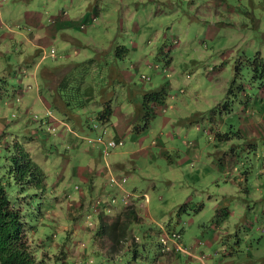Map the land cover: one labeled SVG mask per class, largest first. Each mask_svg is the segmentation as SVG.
Returning a JSON list of instances; mask_svg holds the SVG:
<instances>
[{
  "label": "rangeland",
  "instance_id": "1",
  "mask_svg": "<svg viewBox=\"0 0 264 264\" xmlns=\"http://www.w3.org/2000/svg\"><path fill=\"white\" fill-rule=\"evenodd\" d=\"M122 1L128 3V7H123ZM172 1L174 4L169 5L164 0H105L104 13L95 23L97 28L91 27L93 31L98 30L99 35L96 39L92 37L91 47L105 44L110 46L106 50L110 49V56L124 54L107 64L119 63L125 67L129 62L135 64L130 68L133 69L126 86L114 85L113 101L118 93L127 92L129 88H132L130 92L137 89L136 93L161 85L166 88L160 105L165 109L143 112L140 119L133 120L123 144L104 155L107 159L111 151L117 149L136 151L122 154L130 170L123 186L149 196L144 206H136L141 217L129 222L128 234L120 241H114L117 230L113 228L98 231L99 223L112 222L116 218L112 211L100 216L92 212L91 202L99 192L91 194L89 191L83 198L81 195L87 192L86 183L70 173L59 180L63 158L55 150L60 149V139L46 132L47 122L39 126L29 118L31 114H23L22 104L15 100L13 93L17 89L18 75L14 65L20 50L14 48L13 41L0 44V90H3L0 92V115L9 122L5 134L0 136V176L7 178L4 163L8 152L4 144L12 138L19 143L30 140L31 134L36 136L30 131L37 126L45 151L50 158L58 155L59 165L47 164L50 168L46 170L44 189L38 191L36 198L32 197V208L28 212L30 223L37 233L43 230L51 237L49 241L44 237L46 239L41 242L44 247L49 248L51 241L55 247L65 241V257L75 264H159V225L179 231L181 241L189 248L194 240L206 239L214 231L210 225L215 222L216 229L225 233L223 241L229 238L227 241L232 245L238 241L237 251L243 257L253 235L264 240V205L259 204L264 196V110L257 106L264 100V0ZM64 4L67 2L63 0H7L0 6L3 23L0 33L9 27H22L20 18L25 10L49 15ZM157 8L162 11L156 12ZM130 11L134 13L131 18L128 17ZM210 25L215 30L213 38L206 37ZM85 31L86 28L81 29V35ZM175 37L179 42H173ZM76 46L78 54L72 57L82 61L88 47ZM58 55L57 52L56 57ZM51 59L46 58L44 64L60 61ZM81 61L77 65L78 73H92L99 79L98 73H93L87 63ZM39 76L43 77L42 72ZM99 88V85L94 88L97 100H100ZM6 98L13 104L4 102ZM119 99H123L122 94ZM243 113L259 121L256 125L259 136L253 137L242 128L240 117ZM163 117L169 118L165 126ZM105 127L104 137H113L111 127L108 124ZM140 138L142 140L138 141ZM78 141L81 150L93 146L102 156L99 142L91 145L84 139ZM185 155L188 160H184ZM68 158V165L85 163V160L73 158L71 149ZM180 158L183 161L178 164ZM239 175L245 179L235 180ZM239 183L249 189V197L247 194L243 197L248 206L258 212L259 218L252 221V228L237 214L238 205L243 201L238 196ZM6 188L10 197H15L19 190L13 181L7 183ZM115 195L116 204H121L120 193ZM254 198H258L256 202ZM217 202L222 209L228 208L231 212L217 214L213 209ZM202 247L204 255H212L211 262L221 257V241L211 247ZM251 249L263 255L264 242ZM173 252L177 254V262L188 264L187 255Z\"/></svg>",
  "mask_w": 264,
  "mask_h": 264
},
{
  "label": "crops",
  "instance_id": "2",
  "mask_svg": "<svg viewBox=\"0 0 264 264\" xmlns=\"http://www.w3.org/2000/svg\"><path fill=\"white\" fill-rule=\"evenodd\" d=\"M6 1L7 0L2 2L0 6H3ZM63 1H66L67 4H64L56 12L49 15H43L41 12L35 10H25L22 17L20 18V24H22V27L16 29L9 27L6 32L0 33V44L6 43L7 41H13L14 48L20 50L16 55V64L14 65V68L17 67L15 71H18V75L16 79L17 89L14 90L13 93L15 95V100L22 104L21 108L23 114L29 116L28 111L32 112L33 108V112H36L40 116H46V120H50L49 118H47V112L50 111L52 115L63 122L60 123V125L58 124L59 128L55 129V132L52 133V136H54L56 139H60V149L56 148L55 150V153H61L60 157L63 158L60 165L58 155L55 156L54 154H51L54 155V157L50 158L49 153L45 151L44 145L39 140L36 126V128L33 126L30 131V134L35 132L36 136L33 137L32 135L34 134H31L30 140L26 139V141L21 145L26 151H28L31 158L36 161L45 172L46 170H49L50 166L54 167L56 165H59V168L61 170L58 174L60 175L59 180L64 179V177L70 173L76 176L78 180L86 183L87 192L85 193L86 195H81L83 196V198L88 195L89 191L91 194L96 191L99 192L98 194L113 193V195H115L117 192H119V190L109 186L107 182V168L109 167L113 171V173L117 175H126L127 181L130 175V170L127 168V159L122 157V154L128 152L130 154H134L136 151H134L133 149H117L111 151L112 153H110V156L106 159L105 156L100 155V152L98 155L96 149H94L93 146H88L81 150L79 147L80 141L78 140L83 141L82 137L85 135L95 136L100 131H105L106 124L111 127L113 132V134L111 135L113 137L122 136V138L124 139L125 134H130L129 129L132 125L133 120L140 119V116H143L144 109L142 108V95L144 91L154 88L144 89L139 93H136V91L138 90L135 88H133V92H130L132 88H129V91L127 90V92L121 91L120 93H118L116 100L113 101V99L111 98L115 93V90L113 89L114 85L120 84L119 87L126 86V82L130 81V76L132 73L131 70L133 69L132 68L130 70V68L135 64L129 62L130 64L128 63L127 67H125V65L123 64L119 65V63L107 64L112 58H119L118 55L117 57H114V54H112L113 57L110 56V49L109 51H106L110 46L107 47L104 44L102 46L91 47V41L93 40V38L95 37L96 39L99 37V35H97L98 30H93L97 28L95 26L97 19H99L104 13L102 5L105 4V0ZM138 1L140 2L141 0ZM156 1L162 2V0ZM164 1L168 2L169 5L174 4L172 0ZM122 5L123 7L124 5L128 7V3H125V1H122ZM223 5H225V3H223ZM158 11L162 10H159L157 8L156 12ZM132 15H134V13L130 11L128 17L130 16L131 18ZM53 16L55 19L52 21L50 18ZM121 19L122 18H120V22ZM85 23L87 24V27H85ZM224 23L227 24L228 22L224 21ZM0 24H3L2 21H0ZM81 24L83 25V27H81ZM134 25H136V23H134ZM91 27H94L93 30L91 29ZM84 28H86L87 32L85 31L86 33L81 35L80 31L81 29L84 30ZM214 36L215 30H213V25H210L207 28L206 37L213 38ZM77 44L85 45V48L88 47V50H86L84 55L85 58L82 61L86 62L87 66H91V70H93V73L94 71H100L98 75L99 79H96L100 87L98 91L100 101H98L93 95L91 101H98V107H96L97 105L95 106V104H88L84 107H76L75 101L74 104L70 105L72 110L68 111L65 108L66 106H64V98L66 99V96L63 98L62 94L64 93V91L62 90V88L65 86L64 82L66 81L67 75L71 74L70 76L71 78H73L75 77L74 75L77 74L75 72H78L77 65L81 60L77 59L76 57H72V54L74 56V53H76V55L78 54V49H76ZM51 47L56 48V51L60 55L53 58L46 54V51ZM103 56H105L106 58H104ZM48 57L49 59L52 58L51 60L60 61L51 64L46 62L45 65L44 60ZM90 60H92L91 63H88L87 61ZM101 63H104L106 65L101 66ZM96 65L99 66L96 68ZM21 68H26L27 73L22 74L23 69ZM134 69H136V67ZM40 72H42L43 77L39 76ZM92 76L93 75H90V77ZM107 77L109 78L106 79ZM70 81L72 80L70 79ZM26 82L29 83L30 86L23 89V86H25L24 84ZM0 92H3V90H0ZM131 93H133V95ZM119 94L123 95V99H119ZM106 100H108L111 104L112 113L108 121L102 122L96 118V113ZM4 102L11 105L13 104V101L9 102L7 98L6 100H4ZM161 103L162 102H159L153 105L152 113L159 112V110L161 109H165L164 106H160ZM257 106L263 111L264 100H262ZM244 109L246 108L243 107V110ZM239 110L242 109L240 108ZM63 113L67 114L64 115ZM2 117L3 116L0 115V130L2 129L3 125L6 126V124L9 123L2 119ZM164 118L165 117H163L162 119L163 126H165L169 121V118ZM240 119L242 122V128H244L247 133H249V135L253 137L259 136V132L256 129V125L258 126L259 123L257 119L249 118V116L244 115V113L240 117ZM75 133H78V135H74ZM142 138H140L138 141H141ZM90 144L92 145L93 143ZM70 149L72 151L73 158H75L77 161L85 160V163L79 165H68V154L70 152ZM188 158V155H185L184 160H188ZM182 161L183 158H180L177 160V163H182ZM47 164L50 166H48ZM243 178L245 179V177L239 175L235 180L239 181ZM235 183H237V181ZM239 186L240 189L238 190V193L240 194L238 196L243 201L240 203L241 205H238L239 211L237 214L238 217L243 218L244 224L249 223V227L252 228V221H254V219L258 220L259 218L258 212L254 211L255 209L251 206H248L245 197H243L244 194H247V196L249 197V189L246 186L244 187L240 183ZM125 188L130 189L129 187ZM244 188L245 192L243 191ZM257 199L258 198H254L255 202ZM134 202V205L138 207H142L145 204L142 199L135 200ZM120 203L121 204H117L112 211L113 218L114 216L117 217L116 214H118L124 207V204L122 202ZM259 204L264 205V196L261 197V201L259 202ZM220 206V202H217L213 205V209L217 212V214L222 215L231 212L228 208L225 209L223 207L222 209ZM137 217H141L139 215V211L137 213ZM113 218L111 219V221L113 220ZM210 229H213L214 231L209 234L206 239H199L198 241L194 240L193 244L190 245L191 247H189L193 251L196 250L195 252L197 254L203 255V259L190 257L187 255V257H185L188 261V264H191L192 261L194 264H264V253L263 255H259L256 250L251 249L253 246L255 248H258L260 242H264V240L258 239L253 235L252 238H250L252 240L249 241L250 247L248 248L246 255L243 257L237 251L238 236L236 238L237 242L232 245L229 241H227L229 240V238L226 240L227 242L225 240L223 241L225 233H223L219 229H216L215 222H212V224L210 225ZM218 241H221L222 243V247L219 248L221 257L217 258L216 261L211 262L210 259L212 255H204L205 251L201 248H203L202 246L211 247L215 244V242ZM182 243L186 244L183 241ZM205 256L210 263L207 261V259H205ZM176 258L177 254H175V252L173 251H160V256L157 259V262L159 264H180L176 261Z\"/></svg>",
  "mask_w": 264,
  "mask_h": 264
},
{
  "label": "trees",
  "instance_id": "3",
  "mask_svg": "<svg viewBox=\"0 0 264 264\" xmlns=\"http://www.w3.org/2000/svg\"><path fill=\"white\" fill-rule=\"evenodd\" d=\"M117 55L123 56V54ZM91 61L87 62L91 63ZM88 67L91 69V66L88 65ZM75 73L77 74L73 78H71V74L67 75L64 82L65 86L62 88L64 91L63 98L66 96L64 106L68 111L72 110L70 105L74 104L75 101L76 107L98 104L100 101H91L94 88L98 86L94 74L91 73L90 75L93 76L90 77V75ZM94 73L96 74L95 71ZM97 73L98 76L100 71ZM164 94H166L164 85L144 91L142 96L144 112L150 113L151 110L152 113L153 105L163 102ZM111 113V104L106 100L97 110L96 118L106 122ZM28 114H31L29 118L36 121L39 126L40 123L43 124V121L46 122V116L38 115L36 118L32 112L28 111ZM6 126L3 125L0 136L5 134ZM76 134L78 135V133L74 135ZM21 144L16 138H12L10 142L4 144L8 153L4 163V174L7 175V178L2 179L0 176V264H75L69 257H65L66 249L63 246L65 241L58 243V247L53 246L52 241L49 242V248L44 247L41 244L46 239L44 237H47V241L51 237L45 235L43 230L37 233L36 227L34 229L30 223L31 218H29L28 212L32 208V197L36 198L35 195L38 194V191H43L46 172L31 158ZM12 181L19 187L15 197H10L6 188L7 183H12ZM137 213L138 209L135 205H126L114 221L99 223L98 231L102 232L104 231L103 228L107 227L113 228L117 230L114 241H120L125 234H128L129 222L136 219ZM98 215L100 216V214ZM104 224L107 226L104 227Z\"/></svg>",
  "mask_w": 264,
  "mask_h": 264
},
{
  "label": "built area",
  "instance_id": "4",
  "mask_svg": "<svg viewBox=\"0 0 264 264\" xmlns=\"http://www.w3.org/2000/svg\"><path fill=\"white\" fill-rule=\"evenodd\" d=\"M4 1L5 0H0V4H2V2ZM50 19L53 21L55 18L53 16ZM81 27H83L82 24H81ZM173 42L177 43L178 38L177 37L173 38ZM46 54L54 58L56 57V49L54 47H51L48 53L46 52ZM155 66H157V64H155ZM21 69H23L22 74L27 73L26 68H21ZM141 76L144 77L143 74H141ZM24 85L25 86H23V89L25 87L30 86V84L27 82ZM33 116L37 118L38 114L33 112ZM47 118L50 119V120L47 119L46 121L47 122L46 132H49V133H54L55 129L59 128L60 123H63L59 119L55 121L56 118L54 115H52L50 111L47 112ZM103 132L104 131L102 130L101 133L97 134L95 137H91L89 135H85L82 137L84 140H87L90 143L99 142L101 145L102 156L107 154L111 149L115 148L117 145H120L123 143L122 136L105 138L103 135ZM263 166H264V162H263ZM107 169H108L107 170V182L110 187H113L119 190V193H120L119 200L124 204V206L133 205L135 203L134 201L138 199H142L144 202L148 200V196L145 192L143 193L133 192L123 186V184L125 183L127 179L126 175L124 174L117 175L113 173V171L109 167ZM116 202H117V196L113 195V193L112 194L100 193L96 197H94L91 202L92 212H95L97 214H101V213L109 214V212L113 211L114 208L116 207L117 205ZM159 226H160L159 244H160L162 252L181 251L190 257H197V258L203 259V255L194 253L191 249L187 248L182 243L180 239L181 234L179 231L167 229L163 225H159ZM262 230L264 231V227L262 228Z\"/></svg>",
  "mask_w": 264,
  "mask_h": 264
},
{
  "label": "clouds",
  "instance_id": "5",
  "mask_svg": "<svg viewBox=\"0 0 264 264\" xmlns=\"http://www.w3.org/2000/svg\"><path fill=\"white\" fill-rule=\"evenodd\" d=\"M36 113V112H35ZM47 121V120H46ZM134 205V204H133Z\"/></svg>",
  "mask_w": 264,
  "mask_h": 264
}]
</instances>
